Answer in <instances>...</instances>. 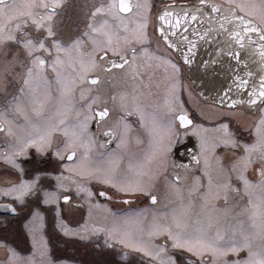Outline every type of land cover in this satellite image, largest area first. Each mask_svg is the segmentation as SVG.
<instances>
[{"label": "snow or ice", "instance_id": "6c2138e0", "mask_svg": "<svg viewBox=\"0 0 264 264\" xmlns=\"http://www.w3.org/2000/svg\"><path fill=\"white\" fill-rule=\"evenodd\" d=\"M68 7L0 0V209L31 241L0 264H73L57 235L111 264H264V0ZM200 40L235 61L215 94L183 79Z\"/></svg>", "mask_w": 264, "mask_h": 264}, {"label": "flooded vegetation", "instance_id": "af4514ba", "mask_svg": "<svg viewBox=\"0 0 264 264\" xmlns=\"http://www.w3.org/2000/svg\"><path fill=\"white\" fill-rule=\"evenodd\" d=\"M86 0H68V11L67 17L71 20L75 19L76 9L73 7V4H82ZM182 74L185 83L190 84L194 90L193 83L189 81L187 77V68L186 65H182ZM191 147V144H189ZM180 153L183 154V148L180 149ZM54 160L49 159L47 161H41V165L44 167H49L54 165ZM3 201H0L2 203ZM79 216L80 213H77ZM25 216H20L16 218L8 217L5 215L4 210L0 209V237L6 238L9 233L12 231L24 232V237L26 242L30 241V237L27 233V230L24 228ZM7 220V222H5ZM8 240V238H6ZM12 240L18 247L22 248L24 245L20 241H16L15 237L12 236L9 238ZM20 240V238H19ZM50 243L53 248V255L56 258L70 261H80L85 264H111L117 258L116 250L106 249L104 247L96 248L94 244L90 241H79V240H68L67 238H60L57 236L50 237ZM138 257L133 254L131 257L132 264H138Z\"/></svg>", "mask_w": 264, "mask_h": 264}, {"label": "water", "instance_id": "95a60500", "mask_svg": "<svg viewBox=\"0 0 264 264\" xmlns=\"http://www.w3.org/2000/svg\"><path fill=\"white\" fill-rule=\"evenodd\" d=\"M196 55L191 65H186L187 77L196 90L215 94L231 78L235 61L225 53L217 54V45L211 41H196ZM244 54L242 53V56ZM203 61H208L207 65Z\"/></svg>", "mask_w": 264, "mask_h": 264}, {"label": "rangeland", "instance_id": "374dc122", "mask_svg": "<svg viewBox=\"0 0 264 264\" xmlns=\"http://www.w3.org/2000/svg\"><path fill=\"white\" fill-rule=\"evenodd\" d=\"M8 235H9V236L6 237V238H8V241H9L13 246L17 247L18 250H20L22 253H27L28 251L31 250V241L28 240V243H25L26 240H25V237H24V235H25L24 232H19V234H18L17 231H12V232H10ZM12 236L15 237V239H16L17 242L20 241V242L24 245L23 249L20 248V247H18V246L12 241V240H9V238L12 237ZM19 238H20V240H19ZM0 239H5V238L0 237ZM137 259H138V258H137ZM73 264H85V263H82V262L76 260V261H74Z\"/></svg>", "mask_w": 264, "mask_h": 264}]
</instances>
